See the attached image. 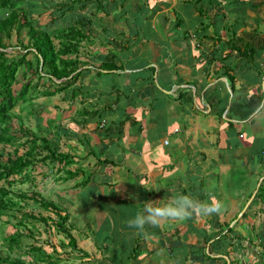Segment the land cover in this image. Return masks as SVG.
I'll use <instances>...</instances> for the list:
<instances>
[{"label":"rangeland","instance_id":"374dc122","mask_svg":"<svg viewBox=\"0 0 264 264\" xmlns=\"http://www.w3.org/2000/svg\"><path fill=\"white\" fill-rule=\"evenodd\" d=\"M25 1L26 3L28 2L35 5L32 6V11L29 12V16L35 20H33L35 22L34 24L41 26L43 29L45 28L48 32L54 29L64 30L68 26L79 23L82 19H84V21L87 20L85 26L91 29L90 39L92 42H84L82 45L83 48L81 50L83 59L89 63L88 67H83L82 70H84V68H89L90 71L83 73L82 77L77 81V84L80 85L83 83L84 86H90L92 84L91 86H94L91 102H95V98L99 93L98 90L110 93L111 95L113 93L115 95L117 93L120 94L118 88L123 90L121 94L127 95L128 99L126 100V104L130 107L129 111L125 113L132 115L135 111V109L132 110V107L139 104V100L141 99L137 94L147 92L145 90H147L148 87L146 86L138 93L135 91L136 96L134 97L132 92L129 94L125 89V84L128 82L127 75L124 77L123 74L117 75V73H112L109 74V76L95 78L92 77V75H94V70L91 66L104 61L106 57H108L107 55H109V50H112L113 47L119 49L118 46L122 48L114 52L118 56L119 63L125 70L128 69L127 71L134 66L133 62L144 63L147 62V59L150 60L153 58L157 66H159V59L161 58L162 61V59L165 58L164 55H166V51L161 50L155 53L154 50L158 48V46H154V50L151 49L150 44L153 37L151 33L149 34L146 31L147 27L141 26L145 24L141 22L138 24V27L135 25H121L120 19H114L113 22H111V16L108 18L107 15L105 18L98 17L92 19L87 16L89 12L91 11L96 15L98 11L92 2L85 7L83 0H80L82 3L78 2V0L72 1L71 4L66 3L67 8L62 9L64 13L61 16L59 15L61 12L60 10L57 11V8L58 5L60 6L65 3H56V0ZM62 1L63 0H61V2ZM25 10L28 12V7H26ZM49 14L55 17L53 18L55 22L51 20ZM138 28L143 29V32L140 31L141 33H139ZM160 32L162 36L161 26ZM135 33H139L136 38ZM142 41H148L149 43L146 45V43ZM24 42H26V39ZM14 44L15 38H13V46ZM14 51L15 48L12 50L10 48L5 50L8 55H15L16 52ZM28 58L30 59L32 56L29 55ZM157 66H154L156 75L158 73ZM29 78L30 77H28V79ZM22 80H24V74L20 72L18 81L21 82ZM41 82H43V84H40ZM20 84L14 85L13 89L18 91ZM38 84L37 86H40L42 89L44 85H48L49 83L44 79L39 81ZM99 84H102V86ZM107 85L113 89V93L103 87ZM112 85H114V87H112ZM159 85L164 84L159 82ZM260 88L263 91L264 84L261 85ZM36 92L37 90L33 92L30 91V93L27 94L30 100L24 104L19 102L18 106L13 109V112L19 117L24 128L32 130L36 135L42 136L51 142L53 144L51 146L57 149L58 152L73 155L76 164L63 166L53 161H47L46 163H39L33 167H29V169L21 175L15 176L14 180L10 179L11 182L14 181V184L10 187L12 192H23L29 197L33 196L38 199V202H33L32 199H26L27 205L23 209L24 212L32 213L36 219L29 217L24 219L23 223L25 228H22L16 226L21 222L19 212L9 211L0 216V258H5L6 256L16 258L19 256L24 262L29 263L34 257L38 256L39 252H33L31 250L32 247H37L41 249V254H51V260L58 261L57 264H112L110 259L116 260L121 264H201V262L205 261L203 259V251L207 252V245L202 240V235L196 230L218 232L223 228L224 224L230 223L233 232L228 235L227 241H221L219 243L220 250L222 251L221 254H223L229 262L233 260L235 264H254L258 260V245L264 243V240L260 237V234L264 232V230H262V228H264V202L253 200L245 210L246 212L244 211L246 217L243 218V216H240L238 218L240 210L246 205V199L244 198L243 202L238 204L236 207L237 209L234 203L229 202L228 205L223 204L228 202L231 197L229 196L227 186L230 177L227 176L221 179L223 184L218 187H223L222 190H227L228 194H225V197L221 199L223 208L219 214L208 217L194 215L192 218L182 222H166L167 227L165 230L164 228L161 229L163 232L156 227L150 226V228L146 229L147 235L144 238L138 239V248L140 253L143 254L139 253L140 256H138L137 260H131L129 253L133 245L132 247H130V245L133 243V235H135V231L137 230L128 227L127 221L125 222L128 217L129 219L132 218V213L126 209L129 205H133V203H131L132 199H134L135 195H138V192L134 193L135 191L129 188L130 181L128 177L130 173H128V168L125 166V163L129 161V164L137 171L138 165L136 161L140 159H136V156H132V159L125 160L122 158L121 153H116L114 156L113 152H111L104 154V158H108V160L112 162V165L98 164L95 157L86 155V145L77 140L79 137H75V134L78 132L84 133L87 135L90 145L94 146L93 136L97 135L100 137L104 132L102 131L104 128L97 124H87L83 129L80 124H76V120L80 117L79 113L84 108L86 102L79 100V98L74 101L64 102L60 95L42 97L38 95V92L36 94ZM115 95H112V98H115ZM261 101H264V97ZM106 104L107 102L104 100L103 102H99L97 107L105 106ZM159 106L163 108L162 105ZM147 108L148 106L146 103V111ZM190 112H194L193 109ZM196 112L198 113L197 108ZM142 113L143 110H140V117H142ZM148 113H152V111L150 112L149 110ZM190 117L191 121L198 119L194 118L191 114ZM162 120H164V123H160L156 129V133L151 134L152 137L148 140V143H155L161 148H164L161 145L162 137L165 136L173 140L172 130L174 128L180 129L184 134V127H187L188 118L174 113L171 115L169 114V116L168 114L163 115ZM147 121L148 120L145 122L146 124ZM14 123L16 127L18 122L14 120ZM261 124H259L258 121L254 126L248 125L247 123L243 124L242 130L244 138L250 139V134L253 136L264 134V128ZM120 129L121 127L113 128V131H118ZM255 129L257 132L253 134ZM169 130L171 132L167 134ZM26 137L27 136L23 132L19 138L15 140L13 147L20 148L22 146L20 144L24 143ZM110 141H112V139H109L107 142ZM189 147L190 149L185 147L186 151L180 155V159H185L187 161L192 157L188 154L189 152L194 154V151H198V149L196 150V148L190 144ZM138 148L142 151H146L147 144L139 143ZM157 150L158 148L154 146L149 153ZM6 151L11 152V149L7 148ZM46 153L47 152L43 149H41V151L39 150L41 156H44ZM199 162L201 163L202 160L200 161V159H197L195 165L199 166ZM122 164L123 167L118 168ZM144 167L145 168L140 169L137 174H140V176L144 178L141 184L144 185L142 186L145 194L151 192L148 200L155 204L167 202V199L164 198L163 193H161V191L164 190L163 186L160 187L161 189H157V186L163 184L160 180H162V175L164 173H160V175H150L148 173V168H146V166ZM199 168L200 170L198 171L186 172L187 184L186 180H184V194L190 195L192 198L200 201H209L214 198H212L211 192L206 191V189L209 188H200V179L205 177L206 170L204 171L205 168L201 166H199ZM76 169L80 170L78 174L72 178H68L66 172L68 170L75 171ZM192 176H194V178H192ZM196 180L197 183L195 182ZM209 185L212 186L213 184L209 182ZM194 186L196 188H194ZM149 188L152 190H148ZM173 189L174 188H170L168 191L170 192V190ZM236 189L231 188L229 191L233 193ZM128 190H130L129 193ZM202 190L206 193H201ZM175 193L176 192H172L171 195ZM179 194H182V192ZM39 198L55 204L61 209V214L66 215L67 219L64 226L76 239L75 248L68 245L67 235L59 231L56 227L55 222L58 221V217L55 213L44 210V208L41 207ZM113 209H115L119 215H124V219L120 220L118 223L112 221V218H114L112 214ZM214 216H218L219 226L212 225V222L209 223L210 221L208 222V220H212ZM41 217L46 218L47 223L39 221ZM50 218H52V220ZM108 219H110L112 223L109 229H107V225L105 229V224ZM163 223L164 222L161 224ZM168 223L171 225L169 226ZM16 232L23 236L21 243L18 247L8 251L7 249L11 247V243L9 242L10 236ZM155 232L160 235H154L153 233ZM140 243L145 247L141 245L142 247L140 248ZM228 244H230V246ZM141 250L144 252H141ZM229 252L230 256L228 255ZM184 256H188L189 260L184 258ZM38 261L40 262H36L35 264H47V260ZM205 262L206 263L203 264L208 263L207 261ZM216 264L223 263L218 261Z\"/></svg>","mask_w":264,"mask_h":264},{"label":"crops","instance_id":"0c3cea01","mask_svg":"<svg viewBox=\"0 0 264 264\" xmlns=\"http://www.w3.org/2000/svg\"><path fill=\"white\" fill-rule=\"evenodd\" d=\"M72 1L74 0H63L62 2L56 0V3L71 4ZM84 1L85 7L92 2L96 10L100 12L94 15L90 11L87 16L92 19L105 18L107 15L108 18L111 16V22L114 19H120L121 25L138 27L139 23H144L145 25L141 26L147 27L146 31L153 37L150 44L151 49L158 46L155 50L153 49L155 53L161 50L166 51L165 58L162 61L161 58L159 59V66L154 58L150 60L146 58L147 62H133L134 66L129 68V71L124 68L125 71L119 72V75L123 74L124 77L127 75L128 82L125 84V89L129 94L132 92L134 97L141 89L148 87L145 90L147 92L137 94L141 99L139 104L132 107V110L135 109L132 115L125 113L130 109L126 104L128 99L126 94L123 95L126 98L113 105V109L116 108L117 111L122 109L123 115L126 117V124L111 134L112 141L106 151L113 152L114 156L116 153H121L125 160L132 159V156L140 159L135 160L138 165L137 171L129 164V161L125 163L128 173H130L129 187L131 188L133 184L131 176H140L137 173L146 166L150 175L164 173L160 180L163 184L157 186V189H161L160 187L163 186L164 190L161 193L164 198L168 199L172 192L184 194L186 172L198 171L201 166L205 168L206 175L200 179V188L208 187L209 189L205 188L206 191L211 192L212 198L219 201L225 197V194L228 195L227 190H222L223 187L218 188L223 184L221 179H224L225 176L230 177L227 186L231 197L228 202L223 204L228 205L231 202L236 204V208L245 198L240 195L246 192L247 179L256 178L258 182L262 179L261 183L264 181V134L256 136L250 134V139H246L242 130L243 124L254 126L257 121L259 124L262 123L261 126L264 128V101L252 109L253 112L250 114L242 115L240 113L241 108L257 106V94L264 93V88L263 91L260 88L264 84V50L259 51L251 63L240 60L235 52L230 55L231 57L226 63L231 67L232 74L236 77L234 93L230 91L226 79L218 78L219 75H216V72H220L217 59L226 51L225 42L230 38L228 37L229 33L224 30L226 28L235 30L237 36L245 39L250 38L257 30L259 34L255 36V41L259 44L262 42L264 37V0H244V2L241 0H201L200 3H196V0ZM78 2L82 3L80 0ZM207 3H211L213 7L209 9V20L206 19L207 17L203 19V22L210 24V27L203 31L201 29L202 19L199 17L197 8L200 6L206 8ZM176 21L179 22L178 27L175 26ZM140 31L143 32V29H139V33H141ZM216 32L225 33L221 43L214 41ZM138 34L135 33V38ZM142 42L146 45L149 43L148 41ZM153 63L158 69L157 75H154V87L143 80L141 75L145 68H153ZM118 65L121 64L118 63ZM159 82L164 85H159ZM99 85L102 86V84ZM103 87L113 93L110 86ZM118 92L121 94L123 90L118 88ZM113 95L115 94L113 93ZM189 99L192 102L189 103ZM159 105H162L163 108ZM195 107L198 109V113ZM192 109L194 112L191 113ZM140 110H143L142 117H140ZM149 110L152 113H148ZM174 113L188 118L187 127H184L185 133L174 128L172 130L173 140L165 136L162 137L161 145L164 148L155 143L149 144L148 140L152 137L151 134H155L159 124L164 123L163 115L168 114L169 116ZM220 113H222L221 117ZM190 114L198 119L191 121ZM118 116L117 113L115 117L119 118ZM146 120H148L147 124ZM133 121L136 125H130ZM256 129L253 134L257 132ZM174 130H178V132H174ZM170 132L169 130L167 134ZM165 140L168 141V145L164 144ZM139 143L147 144V150L139 149ZM189 144L198 151H194V154L189 152L188 154L193 158L191 157L187 161L180 159V155L186 151L185 147L190 149ZM154 146L158 150L149 153ZM197 159L202 160L201 163L199 162V166L195 165ZM122 167L123 164L118 168ZM195 182L197 183V180ZM209 182L213 185L210 186ZM234 186L241 190L231 193L229 189ZM170 188L174 189L169 192ZM194 188L196 187L194 186ZM201 193L206 192L202 190ZM166 225L167 223L164 222L156 228L165 230ZM168 225L171 224L168 223ZM148 228H150L149 225L145 228V233ZM153 234L160 235L157 232ZM141 245L140 243V248L144 246Z\"/></svg>","mask_w":264,"mask_h":264},{"label":"trees","instance_id":"16d2710c","mask_svg":"<svg viewBox=\"0 0 264 264\" xmlns=\"http://www.w3.org/2000/svg\"><path fill=\"white\" fill-rule=\"evenodd\" d=\"M90 0H85L84 2H89ZM201 0H196V3H200ZM244 2V0H241ZM31 3H26L25 0H0V216L6 214L9 211H17L20 213V221L16 226L25 228L23 220L26 218L36 219L32 213L24 212L23 209L26 207V199H32L33 202H38L37 198L33 196H27L23 192H12L10 187L14 184L10 179L14 180L15 176L21 175L29 167H33L39 163H46L47 161H53L63 166L76 164L75 157L71 154L60 153L55 149L51 142L43 138L42 136L36 135L32 130L24 128L21 124L19 117L13 112V109L18 106V103H27L30 98L27 94L33 91L38 92V95L42 97H54L56 95L62 96L64 102L74 101L75 99L86 102L84 108L79 113V118L76 120V124H80L81 128H85L87 124H97L103 127L104 131L101 136H93L94 146L90 145L89 139L84 133H77L75 137H79L77 140L83 143L86 155L95 157L98 164L112 165V162L108 158H104V154H108L106 151L109 148V139H112L113 128L123 127L126 122V117L123 115L122 109L120 111L113 109V105L119 103V100L126 98L123 96L125 94H116L115 98H112L110 93H105L102 90H98V96L95 98V102H91L93 96L94 86H84L83 83L77 84V81L82 77L83 73L89 72V63L83 59L82 48L83 43H91V29L87 28V20L82 19L79 23L75 25L68 26L64 30H52L48 32L45 28L34 24L35 20L29 16V12L32 11ZM256 6V5H255ZM26 7H28V12H26ZM56 7V5H55ZM213 7L211 3L206 4V8L201 6L197 8L199 17L202 19L201 29L207 30L210 24L203 22V19L209 18V9ZM63 8H67L66 4L58 5L57 11L60 10L61 14L64 13ZM56 10V9H55ZM224 15V14H223ZM51 16V20L55 22V17ZM86 18V17H85ZM34 20V21H33ZM209 20V19H208ZM209 22V21H208ZM179 22L176 21L175 26L178 27ZM229 33V40L225 42L226 51L217 59L219 64V71L216 75L218 78H225L229 89L232 93L235 92V81L236 77L232 74L233 70L226 63V61L231 57L232 53L238 54V58L249 63L255 60V56L259 51L264 50V37L262 42L259 44L255 36H258L259 31L255 30L254 35L250 38L245 39L236 35L235 30H230V28L224 29ZM225 36V33L214 34V41L221 43L220 41ZM13 38H15V44L13 46ZM26 39V42L24 40ZM119 49L122 48L118 46ZM15 48V55H8L6 49ZM116 47L109 50L106 59L102 62L93 64L91 68L94 70V75L92 77H104L109 76V74L125 71L122 65H118V56L114 52L118 51ZM31 55L32 58H28ZM42 62V64H41ZM211 62V61H210ZM22 72L24 74V80L18 81V75ZM143 80L147 83L153 85L155 68H145L141 73ZM28 77H30L28 79ZM48 82V85H44L41 89L38 82L44 80ZM62 80V81H61ZM92 80V78H91ZM56 81H61L57 83ZM21 83V84H20ZM20 84L18 91L13 89L14 85ZM40 84H43L41 82ZM37 86V87H36ZM36 87V88H35ZM114 87V85H112ZM154 87V85H153ZM113 91V90H112ZM36 92V94H37ZM114 92V91H113ZM264 96V95H263ZM262 94H257V106L251 108H241L240 113L242 115L250 114L253 112L252 109L258 107L262 98ZM106 101L105 106H98L99 102ZM188 102H192L191 99ZM119 114V118H116V114ZM223 113V112H222ZM220 113V117L222 115ZM124 118V119H123ZM14 120L18 122L15 127ZM135 122H131L130 125H136ZM140 130V128H138ZM24 132L27 136L24 143L20 148H15L14 142L19 138V136ZM117 132V131H116ZM221 132V130H220ZM7 148L11 149V152L6 151ZM22 148V149H21ZM43 149L47 153L44 156L39 154V150ZM80 170L75 171L68 170L67 177L72 178L78 174ZM131 181L133 182L131 188L138 192V195L134 196L132 199L133 205H129L126 209L132 213V217L135 216L137 212L142 211L144 203L149 202V196L151 192H144L143 183L144 178L141 179L140 176L132 175ZM258 179L252 178L247 179L246 182V192L240 196L245 197L246 202L250 199L253 192L256 189ZM7 185H6V184ZM130 188V187H129ZM235 188V186L233 187ZM130 189V190H132ZM236 189V188H235ZM129 190V192H130ZM132 190V191H133ZM236 190H241L238 188ZM236 190H234L236 192ZM238 192V191H237ZM41 207L44 210L51 211L55 213L58 217V221L55 222L56 227L59 231H62L67 235L68 245L72 248L76 247V239L70 234L68 229L64 226L66 221V215H62L61 209L53 203L46 202L39 198ZM253 200H259L264 202V181L258 187L256 195ZM252 200V201H253ZM130 203V202H129ZM135 203V204H134ZM246 204V203H245ZM139 206V207H138ZM120 209V208H119ZM242 210V209H241ZM240 210V211H241ZM246 212V211H245ZM114 218L112 221L118 223L120 220L124 219V215H119L115 209L112 210ZM243 218L246 217L245 213L242 215ZM110 218V217H108ZM237 218V215H236ZM52 220V218H50ZM126 219V218H125ZM129 219V217L127 218ZM125 220V222L127 221ZM39 221L47 223L46 218H39ZM210 221V222H209ZM212 225L219 226L218 216H214L212 220H208ZM214 222V223H213ZM111 220L108 219L105 224V229L111 226ZM148 225L145 226L147 228ZM212 228V227H210ZM222 229V230H221ZM218 232H207L206 230H196L202 235V240L207 245V252L204 253V260L207 264H216L220 261L223 264H227V260L223 258L222 251L220 250L219 243L221 241H227V237L233 232L229 224H224ZM264 230V228H262ZM118 235V234H117ZM146 235L144 233H138L135 231L133 235L132 244L130 247L129 257L131 260H137L139 253V238H144ZM260 237L264 240V232L260 234ZM22 234L16 232L10 236L9 242L11 247L8 251L13 250L20 245ZM96 243V242H95ZM137 245V246H136ZM230 246V244H228ZM258 260L254 264H264V243L258 245ZM33 252H39L38 256L34 257L31 262H24L21 257L12 258L11 256H6L5 258H0V264H35L41 261L47 260V264H57L58 261L51 260V254H41V249L37 247H32ZM141 252H144L141 250ZM143 254V253H140ZM9 255V254H8ZM230 256V252L228 254ZM188 259V256H184ZM112 264H121L120 262L110 259ZM201 262V264L206 262ZM229 264H235L233 260H230Z\"/></svg>","mask_w":264,"mask_h":264},{"label":"clouds","instance_id":"9594fccd","mask_svg":"<svg viewBox=\"0 0 264 264\" xmlns=\"http://www.w3.org/2000/svg\"><path fill=\"white\" fill-rule=\"evenodd\" d=\"M174 132H178V130H174ZM165 145H168V141ZM148 190L152 189L149 188ZM222 208V202L215 198L209 201H200L190 195L176 193L170 195L167 202L163 204H155L152 201L144 203L142 211L137 212L134 217L128 219L127 225L137 230L138 233H145L146 225L156 227L162 222H182L194 215L208 217L219 214Z\"/></svg>","mask_w":264,"mask_h":264},{"label":"water","instance_id":"95a60500","mask_svg":"<svg viewBox=\"0 0 264 264\" xmlns=\"http://www.w3.org/2000/svg\"><path fill=\"white\" fill-rule=\"evenodd\" d=\"M41 64H42V62H41ZM61 81H62V80H61ZM61 81H56V82H57V83H60ZM261 180H262V179H261ZM261 180H260L259 183L257 184L256 189H255V191L253 192L251 198L248 200V202L246 203V205H245V207L243 208V210L239 213L238 218H239L240 216L243 215L244 211L247 209V207L250 205V203H251L252 200L254 199V197H255V195H256V192H257V190H258V187H259V185H260ZM223 257L225 258V256H223ZM225 260H227V264H229V260L226 259V258H225Z\"/></svg>","mask_w":264,"mask_h":264},{"label":"built area","instance_id":"2783aa9c","mask_svg":"<svg viewBox=\"0 0 264 264\" xmlns=\"http://www.w3.org/2000/svg\"><path fill=\"white\" fill-rule=\"evenodd\" d=\"M164 144H167V141H165Z\"/></svg>","mask_w":264,"mask_h":264}]
</instances>
